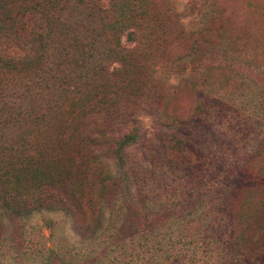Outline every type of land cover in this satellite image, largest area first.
<instances>
[{
	"label": "trees",
	"instance_id": "obj_1",
	"mask_svg": "<svg viewBox=\"0 0 264 264\" xmlns=\"http://www.w3.org/2000/svg\"><path fill=\"white\" fill-rule=\"evenodd\" d=\"M201 1L185 0L177 9L172 0H0V245H15L16 232L37 213L59 214L80 240L108 230L104 223L114 218L115 236L143 240L165 227L200 221L198 208L206 196L193 188L222 186L219 182L187 183L175 176L190 189L176 192L156 211L144 188L154 172L164 176L166 166L172 172L194 163L179 130L215 112L208 111L205 98L187 119L168 115L142 78L172 88L177 82L169 78L194 70V45L165 66L155 58V47L167 33L176 39L197 34L182 22L208 18ZM138 71L146 73L140 77ZM261 98L260 110L237 120L244 127L243 121L257 119L251 134L264 127ZM144 118L162 129L157 153L162 160L148 178L128 153L145 133ZM258 155L257 147L241 166L239 194L216 198L225 236L191 235L189 243L201 244L202 253L213 246L220 264H264V251L239 248L236 228L251 200L264 202V165L249 167ZM238 196L247 201L235 212ZM190 263L198 264L194 258Z\"/></svg>",
	"mask_w": 264,
	"mask_h": 264
},
{
	"label": "rangeland",
	"instance_id": "obj_2",
	"mask_svg": "<svg viewBox=\"0 0 264 264\" xmlns=\"http://www.w3.org/2000/svg\"><path fill=\"white\" fill-rule=\"evenodd\" d=\"M184 1L172 0L177 9ZM202 3L209 12L206 20L182 22L197 34L176 39L167 33L165 41L158 42L159 46L155 47V58L165 66L194 45L191 55L194 70L178 75L176 79L169 78L167 81L177 82L171 85L172 88L158 82L151 85L148 78H142L150 87V93L153 91L158 107L168 115L187 119L202 106L200 100L205 98L206 108L211 107L208 111L213 109L212 113L215 112V115L194 118L179 130L177 136L182 140L183 150L192 155L194 163L182 165L172 172L166 166L164 172L168 174L163 176L154 172L144 188L151 209L156 211L164 209L165 203L175 197L176 192L181 193L183 188L189 190L190 179L203 184L219 182L222 186L193 188L206 196L198 208L200 221L188 226L171 225L168 229L165 227L164 232L143 240L140 237L129 239L125 234L115 236L113 230L119 221L114 218L112 222L104 223L108 230L104 229L94 239L80 240L59 214L37 213L27 218L21 231L16 232L15 245L1 242L0 264H191L192 258L198 264L221 263V256L213 252V246H209L211 253L203 254L201 244L194 247L189 241L193 240V232L215 238L225 236V217L216 198L221 193L226 197L239 194V171L257 147L259 155L250 161L249 167L255 171L264 165V143H259L264 136V127L251 134V126L257 119L243 121L244 127L237 124L241 114L252 115L253 111L263 107L264 0H202L200 5ZM121 43L124 42L121 40ZM138 72L140 77L146 73ZM143 126V137L128 148V153L133 165L148 178L151 171L159 167L156 163L162 160L157 154L161 151L162 129L153 126L148 118H144ZM234 130L240 134L234 136ZM221 166L223 168L219 169ZM83 170L89 172L86 166ZM175 176L182 177L187 183L180 182L181 179ZM237 199L235 212L247 201L243 196ZM258 202L251 200L236 226L238 246L243 251H264V202ZM48 220L51 224H47ZM54 254L62 263L54 258L50 260Z\"/></svg>",
	"mask_w": 264,
	"mask_h": 264
}]
</instances>
